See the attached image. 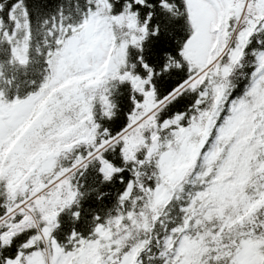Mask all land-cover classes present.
Here are the masks:
<instances>
[{
  "label": "snow or ice",
  "instance_id": "6c2138e0",
  "mask_svg": "<svg viewBox=\"0 0 264 264\" xmlns=\"http://www.w3.org/2000/svg\"><path fill=\"white\" fill-rule=\"evenodd\" d=\"M0 264H264V0H0Z\"/></svg>",
  "mask_w": 264,
  "mask_h": 264
}]
</instances>
